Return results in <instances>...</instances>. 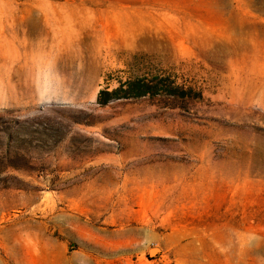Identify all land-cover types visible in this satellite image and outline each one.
Here are the masks:
<instances>
[{"label":"rangeland","instance_id":"obj_1","mask_svg":"<svg viewBox=\"0 0 264 264\" xmlns=\"http://www.w3.org/2000/svg\"><path fill=\"white\" fill-rule=\"evenodd\" d=\"M0 264H264V0H0Z\"/></svg>","mask_w":264,"mask_h":264},{"label":"trees","instance_id":"obj_2","mask_svg":"<svg viewBox=\"0 0 264 264\" xmlns=\"http://www.w3.org/2000/svg\"><path fill=\"white\" fill-rule=\"evenodd\" d=\"M161 96H167L175 100H192L200 97V95H190L184 87L176 85L171 77L158 76L153 80L144 78L120 82L119 86L114 90H109L106 87L99 92L97 103L100 106H105L114 100Z\"/></svg>","mask_w":264,"mask_h":264},{"label":"water","instance_id":"obj_3","mask_svg":"<svg viewBox=\"0 0 264 264\" xmlns=\"http://www.w3.org/2000/svg\"><path fill=\"white\" fill-rule=\"evenodd\" d=\"M155 253V251L153 250L152 252H150V255L152 256V254H154Z\"/></svg>","mask_w":264,"mask_h":264}]
</instances>
